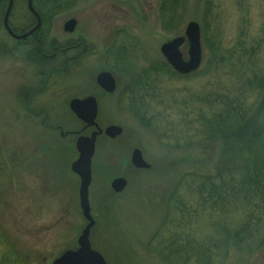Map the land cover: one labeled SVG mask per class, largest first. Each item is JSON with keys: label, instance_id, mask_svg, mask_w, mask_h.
Instances as JSON below:
<instances>
[{"label": "rangeland", "instance_id": "1", "mask_svg": "<svg viewBox=\"0 0 264 264\" xmlns=\"http://www.w3.org/2000/svg\"><path fill=\"white\" fill-rule=\"evenodd\" d=\"M159 2L60 0L56 15L44 28L45 48L49 51L51 44L69 45L71 50L47 65H38L29 56L36 43L26 40L11 42L10 53L0 57V264H52L64 252L77 248L87 223L78 203L79 180L70 171L77 152L76 137L69 134L81 131L82 125L68 106L73 99L89 96L98 101L99 127L123 130L114 141L103 136L96 143L89 188L95 222L89 237L92 249L107 264H168L158 256L160 240L190 234L194 225L191 218L174 231L177 218L182 221L183 217L171 198L179 190L183 173L195 171L180 164L205 156L196 151L167 150L151 130L119 106L118 97L129 80L122 73H112L111 60L105 57L116 39L125 43L134 39V62L144 69L163 62L160 47L182 37L188 23H197L202 29L203 7L190 0L178 26L172 31L162 30ZM14 3L9 21L21 33L31 28L34 20L27 13L26 0ZM213 5L214 21L209 30L213 39L208 43L232 52L240 42L248 49L256 47L252 43L259 46L264 41V0H213ZM69 20L76 22L73 34L63 31ZM201 45L202 71L211 60V51ZM182 53L186 58V46ZM101 72H110L116 79L117 90L111 97L101 96L95 84ZM197 83L191 75L186 80L166 82L165 89L171 99L178 94L179 98L197 99L196 91H192ZM135 149L151 165L149 171L132 167L130 157ZM217 155L216 151L207 157ZM117 178L127 182L121 194L110 189ZM257 253L248 264H264V248ZM242 263L235 259L227 262Z\"/></svg>", "mask_w": 264, "mask_h": 264}, {"label": "trees", "instance_id": "2", "mask_svg": "<svg viewBox=\"0 0 264 264\" xmlns=\"http://www.w3.org/2000/svg\"><path fill=\"white\" fill-rule=\"evenodd\" d=\"M32 1L42 26L27 39L36 43L29 56L38 65H47L68 50L51 44L47 51L43 36L60 0ZM4 2L0 14L5 12ZM196 3L203 7L201 42L211 51L204 69L193 74L198 81L197 89L192 90L197 99L179 98V94L171 99L166 82L190 76L174 74L163 60L139 69L134 48L131 50L136 45L134 39L128 43L116 39L105 57L111 60L113 73H122L129 80L121 92L119 104L123 109L151 130L167 150L196 151L205 156L180 164L195 171L183 173L179 190L171 198L183 217L182 221L177 218L174 231L186 226V218H191V232L161 239L158 256L168 264H227L231 259L248 264L264 248V41L259 46L252 43L256 47L246 45L248 49L240 42L232 52L220 50L217 43H208L213 39L209 36L214 21L213 0ZM189 5L190 0H160L162 30H174ZM11 42L0 18V57L10 53ZM157 108L162 110L154 114L152 110ZM216 151V158L207 157Z\"/></svg>", "mask_w": 264, "mask_h": 264}, {"label": "water", "instance_id": "3", "mask_svg": "<svg viewBox=\"0 0 264 264\" xmlns=\"http://www.w3.org/2000/svg\"><path fill=\"white\" fill-rule=\"evenodd\" d=\"M2 0H0L1 3ZM28 12L35 18L36 25L29 32L16 35L9 27V16L13 8V0H8V6L3 17V28L7 35L16 41L24 40L41 27V22L32 7V0H26ZM76 22L69 20L64 24L63 31L72 34L75 30ZM187 46V58L182 53V48ZM160 54L169 65L172 71L180 76H189L199 70L202 63V47H201V29L197 23L190 22L185 27L184 35L166 42L160 47ZM97 85L105 93L113 94L117 89V83L114 76L108 72H101L96 77ZM69 111L81 122L84 127L79 133H83L87 129H94L89 136H79L75 142V150L77 159L71 164L70 171L78 178V203L83 219L87 225L80 233L77 239V249L68 250L63 253L52 264H107L103 257L92 250L89 237L90 231L94 227L95 222L91 217V209L89 204V188L92 182V160L95 155L96 141L99 136L104 135L109 140L119 138L123 130L120 127L109 126L100 129L96 123L98 116L97 101L93 97L84 99H73L69 103ZM132 167L140 171H149L151 165L145 162L139 149L132 151L130 157ZM127 187V182L122 178L114 179L110 188L115 194H121Z\"/></svg>", "mask_w": 264, "mask_h": 264}, {"label": "flooded vegetation", "instance_id": "4", "mask_svg": "<svg viewBox=\"0 0 264 264\" xmlns=\"http://www.w3.org/2000/svg\"><path fill=\"white\" fill-rule=\"evenodd\" d=\"M42 22V21H41ZM69 45H67L66 47L68 48V50H71L72 48H70V47H68ZM68 50L66 51V52H68ZM95 84H96V86L98 87V89L101 91V93H102V95L101 96H103L104 98H108V97H111L112 95H114L115 94V92L113 93V94H108V93H105L103 90H101V88L97 85V83H96V78H95ZM93 98H95V100L97 101V98L96 97H93ZM120 98H121V94L119 95V97H118V105L120 106V104H119V102H120ZM97 105H98V101H97ZM85 132H87V130L86 131H84L81 135H84L85 134ZM77 133V132H76ZM76 133L74 134L75 136H76ZM61 136V135H60ZM63 137V136H62Z\"/></svg>", "mask_w": 264, "mask_h": 264}]
</instances>
